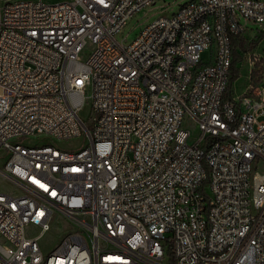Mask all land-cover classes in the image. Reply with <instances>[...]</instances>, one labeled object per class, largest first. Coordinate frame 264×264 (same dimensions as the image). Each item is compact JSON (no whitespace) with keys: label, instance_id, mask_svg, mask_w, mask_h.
Instances as JSON below:
<instances>
[{"label":"built area","instance_id":"1","mask_svg":"<svg viewBox=\"0 0 264 264\" xmlns=\"http://www.w3.org/2000/svg\"><path fill=\"white\" fill-rule=\"evenodd\" d=\"M49 1L0 0V264H264V74L227 96L264 0Z\"/></svg>","mask_w":264,"mask_h":264},{"label":"rangeland","instance_id":"2","mask_svg":"<svg viewBox=\"0 0 264 264\" xmlns=\"http://www.w3.org/2000/svg\"><path fill=\"white\" fill-rule=\"evenodd\" d=\"M59 0H50V3H55ZM178 1L179 0H159L157 3V7L159 6H174L172 7L173 11L178 10ZM149 8L140 11L136 16L130 19L127 27H125L124 35L130 33L136 26V29L132 31L129 35V42H132L136 36L140 33L141 29L145 27L147 23L152 20H147L148 17L152 16L155 13H158L156 10L152 13H147ZM172 11V12H173ZM248 24V23H247ZM244 38L248 43H254L256 47L248 52H240V61L237 64V71L239 78L237 81L233 83V92L235 97H240L246 91L254 90L259 83L261 82V78L264 74V26L260 25H253L248 24V29L243 34ZM210 51H205L201 54V59L203 61L209 60ZM0 92H2L0 88ZM81 117L88 121L90 117V109L86 106L83 111L81 112ZM187 122V121H185ZM193 132L196 133L197 129H193ZM54 142L56 146L60 149L64 150H77L83 146V138H77L73 140L67 141H54L52 138H45L44 136L40 137H30L25 142L27 145H34V144H42L44 142ZM4 161L0 158V168L3 167ZM0 191H14L8 185L2 177H0ZM72 230V226L62 221L60 218H56L51 222V230L49 233H46L42 238L41 244L43 249L46 252L52 251L61 241L62 239ZM39 233L38 229L30 228L28 230L29 235H35Z\"/></svg>","mask_w":264,"mask_h":264},{"label":"trees","instance_id":"3","mask_svg":"<svg viewBox=\"0 0 264 264\" xmlns=\"http://www.w3.org/2000/svg\"><path fill=\"white\" fill-rule=\"evenodd\" d=\"M232 46H233V61L231 66V78L229 82L227 96H230L233 92V83L238 80L239 75L237 71V64L239 63L240 59V52L248 53L252 51L256 45L254 43H248L246 39L242 35L234 36L232 39Z\"/></svg>","mask_w":264,"mask_h":264}]
</instances>
